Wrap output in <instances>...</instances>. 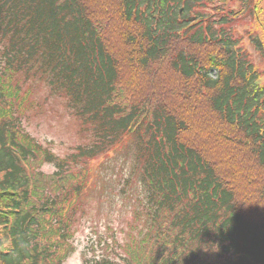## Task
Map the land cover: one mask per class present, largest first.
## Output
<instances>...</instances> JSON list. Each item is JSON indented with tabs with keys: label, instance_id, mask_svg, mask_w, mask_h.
Returning <instances> with one entry per match:
<instances>
[{
	"label": "trees",
	"instance_id": "obj_1",
	"mask_svg": "<svg viewBox=\"0 0 264 264\" xmlns=\"http://www.w3.org/2000/svg\"><path fill=\"white\" fill-rule=\"evenodd\" d=\"M261 10L0 0V264H63L85 193L103 178L92 162L109 157L139 203L120 260L84 264H264V68L246 44L264 59V40L240 30L263 26ZM35 74L89 139L64 158L24 130L14 91ZM221 142L231 143L218 161L206 144Z\"/></svg>",
	"mask_w": 264,
	"mask_h": 264
},
{
	"label": "rangeland",
	"instance_id": "obj_2",
	"mask_svg": "<svg viewBox=\"0 0 264 264\" xmlns=\"http://www.w3.org/2000/svg\"><path fill=\"white\" fill-rule=\"evenodd\" d=\"M260 5L262 7L260 16L264 26V0H260ZM263 26L245 24L240 27V30H253L264 40ZM246 44L253 53L256 64L260 65L257 66L264 68V59L258 56L249 41ZM24 83L32 86L35 91V106L31 107L23 118L22 124L26 132L60 158L68 156L79 146L88 142V137L84 133L82 135L80 131L79 118L67 108L64 98L55 95L42 77L35 74L24 80ZM230 143L221 142L218 145L207 143L210 149L208 156L211 155L219 161L222 146ZM112 160L110 159L103 169L100 187L90 186L93 191L91 196L94 197L87 198L84 207L76 214L77 223L74 229H77V232H74V250L64 264H83L85 257L103 256L120 260V256L124 254L121 245L124 244L130 231L129 224L134 218L133 209L137 207V195L134 192L136 189L132 186L122 187L118 182V179H123L126 173L120 162ZM100 161L101 159H96L92 165L99 167ZM82 164V162L78 163V167ZM42 169L51 173L54 171V166L45 164ZM98 175L99 172L96 173V176ZM122 188H124L123 194L120 193ZM84 210L85 213H83Z\"/></svg>",
	"mask_w": 264,
	"mask_h": 264
}]
</instances>
